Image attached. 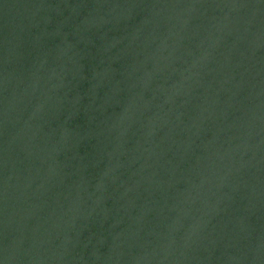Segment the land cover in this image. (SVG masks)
Masks as SVG:
<instances>
[{"label": "water", "instance_id": "1", "mask_svg": "<svg viewBox=\"0 0 264 264\" xmlns=\"http://www.w3.org/2000/svg\"><path fill=\"white\" fill-rule=\"evenodd\" d=\"M0 264H264V0H0Z\"/></svg>", "mask_w": 264, "mask_h": 264}]
</instances>
